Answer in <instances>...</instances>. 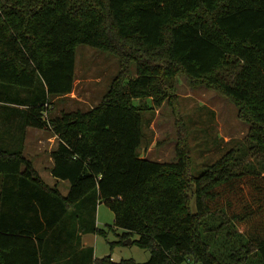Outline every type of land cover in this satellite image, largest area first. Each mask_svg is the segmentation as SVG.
Returning a JSON list of instances; mask_svg holds the SVG:
<instances>
[{
  "label": "trees",
  "instance_id": "obj_1",
  "mask_svg": "<svg viewBox=\"0 0 264 264\" xmlns=\"http://www.w3.org/2000/svg\"><path fill=\"white\" fill-rule=\"evenodd\" d=\"M80 44L116 56L118 71L96 105L50 116L73 89ZM181 73L235 104L263 170H234L231 147L193 175L175 105V159L137 152L140 111L175 104ZM15 112L56 135L51 174L68 191L46 184L21 144L0 143V264H51L54 240L106 236L100 203L108 230L137 233L149 259L94 258L90 246L54 264H264V0H0V123Z\"/></svg>",
  "mask_w": 264,
  "mask_h": 264
},
{
  "label": "rangeland",
  "instance_id": "obj_2",
  "mask_svg": "<svg viewBox=\"0 0 264 264\" xmlns=\"http://www.w3.org/2000/svg\"><path fill=\"white\" fill-rule=\"evenodd\" d=\"M118 68L119 61L116 56L88 45H78L75 54L73 92L71 91L67 97L53 98L50 116L60 111L87 110L96 105ZM135 71V65L132 64L131 74L134 75ZM176 92L175 104L164 102L160 107L140 111L143 136L137 152L141 156L159 161H173L178 140L177 128L181 120L187 132L193 175H199L207 164L215 162L231 147L237 149V160L232 165L234 170L240 168L263 170L261 155L247 149L250 144L246 139L249 124L239 118L238 109L233 102L204 85H191L189 79L182 73L176 78ZM140 101L150 103L147 98L133 100L135 104ZM174 105L180 117L178 122L177 114L173 111ZM44 135L50 136V149L55 147L58 138L51 129L44 128ZM45 152L37 155L40 156L39 159H35L34 156L33 159L45 174L46 180H49L47 164L51 165V160L50 163L47 162L49 153ZM113 219L112 210L106 204L100 203L96 223L106 229L107 235L88 236L89 239L92 237L97 257L110 254L114 260L133 258L137 262L147 261L150 256L149 250L133 242L138 238L137 233L121 239L122 229L108 230V226L113 224Z\"/></svg>",
  "mask_w": 264,
  "mask_h": 264
},
{
  "label": "crops",
  "instance_id": "obj_3",
  "mask_svg": "<svg viewBox=\"0 0 264 264\" xmlns=\"http://www.w3.org/2000/svg\"><path fill=\"white\" fill-rule=\"evenodd\" d=\"M68 94L63 95V96H57L55 99L67 97ZM10 105H13V104H10ZM10 114L11 116L4 120L5 123H0V143L5 144L9 148L12 146L17 147L21 144L23 147L24 155L28 159L31 160L32 165L37 170L38 174L42 177V179L45 181V183L48 184L49 186H56L62 194H66L68 191V182L66 180L56 179L51 174L52 159L50 157V152L53 149H55L57 144L55 147L50 149V136L44 135V128H37V127H31V126L22 127L20 126L19 122H17L19 120V117L15 116L16 112L10 113ZM21 119H23V117H21ZM12 120L14 121L13 124L11 122ZM47 147H48V150H46ZM31 151L33 152L31 153ZM45 151L46 152L48 151L49 153L47 162L49 161L50 163V160H51V165L47 164L49 167L47 179L49 180H46V178L44 177L45 174L40 170L38 164H36L35 160L33 159V156L35 157V159H39L40 156H37V155ZM96 214H97V210H96ZM90 235L91 236L93 235L95 237L96 234L92 232L81 233L80 240L78 242L74 239L73 241H68L66 237L59 241L54 240V242L50 243V247L48 248L46 252L47 254L50 253L49 255L50 257H52V260L50 263L51 264L57 263L59 260V257H60V262H65V261L70 260L72 256V254H70L71 252H74L73 255H77V257L80 254L84 255V251L82 250L90 246L93 247V257L94 258L97 257V255L95 254V248L92 245V239H91L92 237L90 239L88 238V236ZM71 246H73L74 249L71 248ZM67 252L70 255L61 257ZM74 264L76 263L74 262Z\"/></svg>",
  "mask_w": 264,
  "mask_h": 264
}]
</instances>
